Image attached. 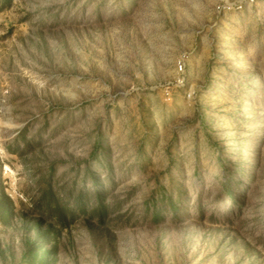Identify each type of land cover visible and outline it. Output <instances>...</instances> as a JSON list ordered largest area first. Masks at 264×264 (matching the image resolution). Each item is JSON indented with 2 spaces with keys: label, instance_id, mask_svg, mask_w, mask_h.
Listing matches in <instances>:
<instances>
[{
  "label": "rangeland",
  "instance_id": "obj_1",
  "mask_svg": "<svg viewBox=\"0 0 264 264\" xmlns=\"http://www.w3.org/2000/svg\"><path fill=\"white\" fill-rule=\"evenodd\" d=\"M236 1L0 0V264H264V1Z\"/></svg>",
  "mask_w": 264,
  "mask_h": 264
},
{
  "label": "built area",
  "instance_id": "obj_2",
  "mask_svg": "<svg viewBox=\"0 0 264 264\" xmlns=\"http://www.w3.org/2000/svg\"><path fill=\"white\" fill-rule=\"evenodd\" d=\"M259 1L264 0H238L236 2H227L225 5V8L227 10L235 9V10H242L245 8H251L254 5H256ZM178 68L182 71L183 70V64L178 63Z\"/></svg>",
  "mask_w": 264,
  "mask_h": 264
}]
</instances>
